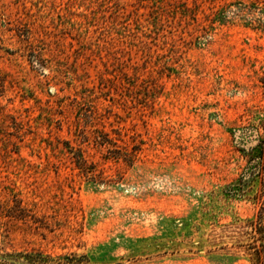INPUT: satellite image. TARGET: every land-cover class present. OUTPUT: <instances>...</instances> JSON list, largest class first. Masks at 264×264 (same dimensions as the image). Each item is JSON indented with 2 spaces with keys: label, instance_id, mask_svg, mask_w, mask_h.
Instances as JSON below:
<instances>
[{
  "label": "rangeland",
  "instance_id": "1",
  "mask_svg": "<svg viewBox=\"0 0 264 264\" xmlns=\"http://www.w3.org/2000/svg\"><path fill=\"white\" fill-rule=\"evenodd\" d=\"M259 134L264 0H0V209L35 215L12 247L252 264L230 224L260 203L224 189Z\"/></svg>",
  "mask_w": 264,
  "mask_h": 264
},
{
  "label": "trees",
  "instance_id": "2",
  "mask_svg": "<svg viewBox=\"0 0 264 264\" xmlns=\"http://www.w3.org/2000/svg\"><path fill=\"white\" fill-rule=\"evenodd\" d=\"M238 147L247 158V164L237 184L229 185L224 192L236 196L246 194L247 199L260 203V208L254 217L230 224L233 227L236 223H244L245 239L236 240L232 245L243 247L252 264H264V189L251 195L246 193L251 191L257 180H260L264 188V135L259 134L256 145L246 147L242 143ZM248 180L251 188L244 190ZM34 217L32 210L20 198L14 199L12 207L0 209V264H100L93 261L87 252L56 253L36 246L15 248L9 245L11 230L19 228V222L31 228L29 222Z\"/></svg>",
  "mask_w": 264,
  "mask_h": 264
}]
</instances>
